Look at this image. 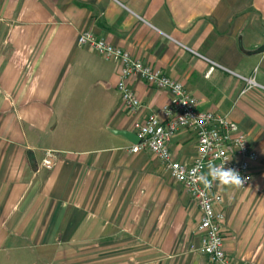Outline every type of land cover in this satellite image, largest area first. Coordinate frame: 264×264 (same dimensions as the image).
<instances>
[{
	"label": "crops",
	"instance_id": "obj_1",
	"mask_svg": "<svg viewBox=\"0 0 264 264\" xmlns=\"http://www.w3.org/2000/svg\"><path fill=\"white\" fill-rule=\"evenodd\" d=\"M85 30L246 134L251 184L215 189L229 264H264V0H0V264H213L194 201L129 151L133 120L163 119L169 92L131 79L141 109L127 115L118 65L77 45ZM169 147L193 161L191 131Z\"/></svg>",
	"mask_w": 264,
	"mask_h": 264
},
{
	"label": "built area",
	"instance_id": "obj_2",
	"mask_svg": "<svg viewBox=\"0 0 264 264\" xmlns=\"http://www.w3.org/2000/svg\"><path fill=\"white\" fill-rule=\"evenodd\" d=\"M77 45L88 46L118 65L115 89L127 115L138 116L141 109L140 100L130 87L131 79H140L153 88L169 92L171 99L161 109L163 119L154 113L133 120L131 128L138 142L129 151L133 154L148 152L163 164L170 179L180 185L196 204L199 213V253L213 264H229L224 251L222 199L215 189L218 183L206 186L199 178L207 173L210 161L217 165L226 161L225 168L236 170L245 179L244 185L239 188H247L251 184L259 154L250 146L246 134L226 117L210 110H198L196 98L188 93L182 82L171 79L129 52L97 38L91 31L80 32ZM246 82L242 93L255 85L253 78ZM181 130L191 131L195 138V156L190 164L175 160L170 151L171 141ZM42 166L52 168L51 155L43 159Z\"/></svg>",
	"mask_w": 264,
	"mask_h": 264
},
{
	"label": "clouds",
	"instance_id": "obj_3",
	"mask_svg": "<svg viewBox=\"0 0 264 264\" xmlns=\"http://www.w3.org/2000/svg\"><path fill=\"white\" fill-rule=\"evenodd\" d=\"M225 162L217 165L210 161L207 165V173L200 176V181L206 186H210L213 182L236 188L244 185L245 179L236 170L225 168Z\"/></svg>",
	"mask_w": 264,
	"mask_h": 264
},
{
	"label": "rangeland",
	"instance_id": "obj_4",
	"mask_svg": "<svg viewBox=\"0 0 264 264\" xmlns=\"http://www.w3.org/2000/svg\"><path fill=\"white\" fill-rule=\"evenodd\" d=\"M169 179H170V177H169ZM170 181H171V183H172L173 185H178L177 183H175V182L172 181L171 179H170Z\"/></svg>",
	"mask_w": 264,
	"mask_h": 264
},
{
	"label": "water",
	"instance_id": "obj_5",
	"mask_svg": "<svg viewBox=\"0 0 264 264\" xmlns=\"http://www.w3.org/2000/svg\"><path fill=\"white\" fill-rule=\"evenodd\" d=\"M133 135L135 136L136 143H137V142H138V138H137V136H136L135 134H133ZM136 143H135V144H136Z\"/></svg>",
	"mask_w": 264,
	"mask_h": 264
}]
</instances>
